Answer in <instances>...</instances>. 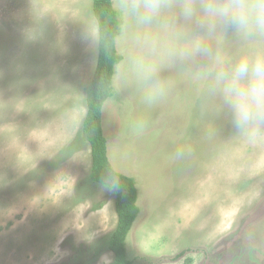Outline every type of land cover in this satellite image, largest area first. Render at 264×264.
I'll return each instance as SVG.
<instances>
[{"label": "rangeland", "instance_id": "1", "mask_svg": "<svg viewBox=\"0 0 264 264\" xmlns=\"http://www.w3.org/2000/svg\"><path fill=\"white\" fill-rule=\"evenodd\" d=\"M182 2L162 0L157 21L138 30L112 0L122 60L101 123L111 165L137 189L126 252L134 264H264V139L230 153L229 111L207 89L211 65L264 54V36L207 31L180 15ZM144 31L154 50L138 38ZM197 40L211 54L182 55ZM97 45L92 0H0V264H114V192L89 179L82 129ZM141 56L158 69L153 82L136 70ZM221 154L248 161L230 178L246 198L260 196L213 233L219 188L231 181L218 175Z\"/></svg>", "mask_w": 264, "mask_h": 264}, {"label": "clouds", "instance_id": "2", "mask_svg": "<svg viewBox=\"0 0 264 264\" xmlns=\"http://www.w3.org/2000/svg\"><path fill=\"white\" fill-rule=\"evenodd\" d=\"M161 8L162 0H122L121 13L138 30L148 29L157 21ZM180 15L185 20L195 18L210 32L224 27L245 36H264V0H183ZM138 38L154 50L150 32L144 31ZM183 54L208 56L211 49L197 40L191 51ZM134 63L143 80L154 81L156 65L144 56ZM207 76L208 91L220 97L233 127L250 141L264 138V54L244 56L227 64L217 60L207 69Z\"/></svg>", "mask_w": 264, "mask_h": 264}, {"label": "trees", "instance_id": "3", "mask_svg": "<svg viewBox=\"0 0 264 264\" xmlns=\"http://www.w3.org/2000/svg\"><path fill=\"white\" fill-rule=\"evenodd\" d=\"M92 11L97 22L98 50L94 72L85 90L86 113L82 121L91 150L89 179L114 192L117 221L106 243L114 264H134L127 255L125 241L139 212L137 189L132 177L116 171L111 165L101 123L102 106L111 95L115 66L122 60L115 43L120 20L112 0H92Z\"/></svg>", "mask_w": 264, "mask_h": 264}, {"label": "crops", "instance_id": "4", "mask_svg": "<svg viewBox=\"0 0 264 264\" xmlns=\"http://www.w3.org/2000/svg\"><path fill=\"white\" fill-rule=\"evenodd\" d=\"M203 102L205 103V98H204ZM221 104H222V100L220 103V108L222 110L225 109V106L222 105V107H221ZM230 120H231L230 117L224 118L223 120H221V125L226 126V124ZM222 129L228 135V137H225L223 144L227 145V146L233 145V147H229L230 153L237 150V148H239L241 150H245V151L247 150L248 151V150H253L255 148L260 147L258 143H253V144L249 143L252 141H250L248 139L246 134L238 132L233 127V125L223 127ZM232 134H234V136H232ZM229 136H231V137H229ZM243 144H245V146H243ZM255 144H256V146H254ZM239 145H241V146H239ZM261 146H263V148H261V149L264 150V142H261ZM227 148L228 147H223L221 149V151H225V149H227ZM230 156H231V154H226L225 156H223L221 154V156L217 160L219 165H220V171H218V175L221 172V178H229V180H231V181H227L226 185L220 186V188H219L221 190V192L223 193V195H222V197H220V200H219V219H218V223L216 224V227H214V229H212L213 233H217L219 231L222 232L223 230L227 229L229 227V224H231L233 221L239 220V216L241 214H243L247 208L249 209V207H251V205L254 204L255 198L257 199L260 196L259 193H254V194L252 193L250 195V197L246 198L247 194H242V193H240L241 191H238L237 184L233 183V182H235V180H237V178H230V177H232L231 169L234 166L235 167L239 166L241 163L244 165H247L248 161L247 160L239 161L237 156L236 157H230ZM252 162L255 164L254 161H252ZM217 165L215 166V174L217 172V170H216ZM218 175L216 174L214 178H217ZM247 175H249V174H247ZM247 175L245 176V178H247ZM234 176L238 177L237 174H234ZM263 185H264V183H263ZM212 187L214 190H217V184L216 183L214 184V186L212 185ZM241 194L244 196H240ZM168 211H169V209H168Z\"/></svg>", "mask_w": 264, "mask_h": 264}]
</instances>
